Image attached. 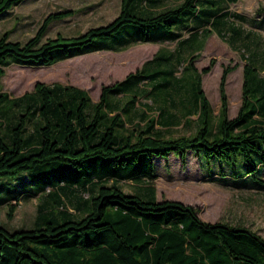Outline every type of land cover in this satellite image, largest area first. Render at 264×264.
Masks as SVG:
<instances>
[{
    "label": "trees",
    "instance_id": "trees-1",
    "mask_svg": "<svg viewBox=\"0 0 264 264\" xmlns=\"http://www.w3.org/2000/svg\"><path fill=\"white\" fill-rule=\"evenodd\" d=\"M20 1L0 0V13ZM165 1L121 0L113 19L72 36L43 39L50 21L71 14L67 9L49 13L24 41L10 39L6 31L0 35V81L12 63L46 66L137 41L178 38L182 45L201 40L237 0ZM204 9L209 18L201 21ZM184 14L197 23H188L191 31L180 21ZM184 33L186 38L179 40ZM178 56L158 53L123 79L103 85L97 101L71 84L36 81L32 90L11 96L0 82V193L7 189L0 204L8 205L11 218L17 203L12 199L30 195L26 190L31 185L38 194L32 226L11 231L0 225V264H264L261 233L241 223L206 221L191 204L157 198L151 182L158 176L153 155L171 152L182 163L193 153L204 169L207 157L211 180L230 176L235 185L242 180L253 187L264 185L254 160L264 145V78H256L252 63L244 67L242 102L238 113L228 117L225 70L219 83L220 119L212 129V108L201 80V72L210 68L174 78L182 60ZM159 74L168 77L158 80ZM141 82L147 86H141L139 97L156 103V114L153 105L137 97ZM162 86L165 95L159 93ZM161 100L170 108L159 107ZM189 114H197L194 122L203 124L195 133L161 135L168 127L189 125ZM209 155L224 161L212 158L221 162L212 168ZM239 156L243 169L233 163ZM21 175L28 186L9 193L10 187L21 185ZM124 180L143 184L146 197L123 190Z\"/></svg>",
    "mask_w": 264,
    "mask_h": 264
},
{
    "label": "rangeland",
    "instance_id": "rangeland-1",
    "mask_svg": "<svg viewBox=\"0 0 264 264\" xmlns=\"http://www.w3.org/2000/svg\"><path fill=\"white\" fill-rule=\"evenodd\" d=\"M180 1L167 0L166 5H174ZM120 6L121 0H21L0 13V35L8 31L10 39L24 41L36 34L49 13L67 9L71 11V14L50 21L43 39L54 37L57 34L72 36L79 34L90 26L107 23L118 14ZM227 8L229 11L238 12L247 18L243 21L230 18L229 21L232 25H238L239 28L244 30L259 27L260 31L250 29L258 34L256 37H252L254 41L257 36L261 39L258 48L254 46L245 48L239 42H235L234 45L230 44L222 39L217 32H214L206 42L203 38L200 43L188 44L190 50H180L178 53L173 51L175 42L139 43L123 51L97 50L69 57L46 66H22L12 63L5 67V73L1 76V90L8 92L11 96H18L32 90L36 81L47 84L59 82L85 89L91 100L97 101L103 85L112 84L123 79L129 72L139 69L145 61L152 59L158 53L170 51L175 56L180 55L182 57L181 63L178 64L177 62L174 78L181 79L185 74L191 76L189 71L194 69L200 72L204 67L210 68L207 72H201V80L202 89L212 108L213 122L210 123L213 129L218 125L220 119L219 83L223 72L227 70L224 89L228 103V117H233L238 113L242 102L244 67L252 63L250 66L255 67L253 72L257 76L256 78H264V57L250 56L253 51L258 54L264 50V11L260 10L264 8V0H239L229 3ZM186 16V14L182 15L180 21L183 22L186 31H191L193 27L189 26L188 23L191 25H197V23L194 19H189ZM199 18L201 21L209 18L208 11L202 10ZM220 31L226 37H232L229 23L220 26ZM184 35L186 34L184 33ZM196 46H199V48L203 46V48L199 49ZM191 56H193L192 61L188 62ZM169 61L163 60L162 63L166 64ZM166 76V74H159L156 78L161 80ZM141 86L147 85L141 82L137 86L140 91L137 97L143 92ZM159 88V93L165 95L164 87ZM130 96L131 94H127L128 98ZM139 101L140 103L148 102L153 105L152 113L156 114V103H151L144 96L139 97ZM165 103L164 100L158 101L159 107L166 105L167 108H170L171 104ZM181 113L185 114L187 112ZM196 115H188L191 117L189 125L181 123L175 127H168L167 130L162 131L161 135L173 137L179 134L195 133L203 125L194 122ZM6 130L4 122L2 133L4 134ZM5 139L7 140V138ZM262 155L264 156V145H261L260 151L254 156L258 166L257 175L264 178ZM209 158L212 168L221 164L217 159L224 161L217 155H209ZM153 160L158 176L151 182L155 186L158 199H174L191 204L198 209V214L206 221L223 220L230 223L245 224L264 236L263 184H261V187L246 188L235 185L225 186V182L219 179L211 180L212 175L207 173L210 171L206 164L209 160L204 157L203 165L206 168L204 169L201 165L202 162L200 163L193 153H188L184 163L181 162L179 155L173 152L169 153L168 156L153 155ZM233 163L236 169L245 168V162L240 156L235 158ZM26 179L25 175H21L18 179L21 185L16 184L18 188L10 187L9 193L17 194L18 191L26 188L28 186ZM253 179L257 181V178L254 177ZM105 183L109 184L110 181L102 182V184ZM121 184L122 189L126 192H132L141 197L147 195L148 189L145 190L146 187L137 181L124 180ZM32 192H34L33 185H31V189L26 190V193H31L30 195L26 197L22 195L21 198L12 199L17 203L11 218H8L7 215L8 205L0 204V225L11 231L19 227L33 225L38 194ZM6 194L7 189L0 193V195Z\"/></svg>",
    "mask_w": 264,
    "mask_h": 264
},
{
    "label": "crops",
    "instance_id": "crops-1",
    "mask_svg": "<svg viewBox=\"0 0 264 264\" xmlns=\"http://www.w3.org/2000/svg\"><path fill=\"white\" fill-rule=\"evenodd\" d=\"M237 1H239V0H237ZM236 1V2H237ZM167 4V1H165V5ZM229 6V5H228ZM227 10H228V8H227ZM230 18H232V19H235V20H237V21H243V20H246L247 18L243 15V14H239L238 12H231V11H229L228 10V14L226 15V16H224V17H222L220 20H219V22H218V24L215 26V27H212V31L209 33V35L208 36H206L205 37V42H206V40L211 36V34L212 33H214V32H217V34L222 38V39H224L225 41H227L228 43H230V44H236L235 42H239L240 44H242L245 48H250V47H252V46H254V47H256V48H258L260 45H259V43H260V38H259V36H257V39L254 41V39H252V37L253 36H255L256 37V35H258L256 32L254 33L252 30H250V29H254V30H258V31H260V29H259V27H256V29L255 28H250L249 30H244V29H242V28H239V26L237 25V26H235V24H231V21H229V19ZM227 23H229V27H230V30H231V33H232V37L231 36H228V37H226L225 35H223L222 34V31H220V26H222V25H227ZM258 28V29H257ZM254 33V34H253ZM186 36L187 35H182V37H179V40L180 39H184V38H186ZM178 39V38H177ZM177 39H175V40H170V41H164V42H175V46H174V50L173 51H175L176 53H178L180 50L181 51H185V50H190L189 48H188V44H193V43H200L201 42V40H199V39H197V40H195V41H188V42H186V43H184V44H182V45H180V43L178 42V40ZM164 42H158V41H137V42H133V43H130V44H128V45H126L125 47H123V48H121V49H118V50H113V49H103V50H112V51H115V52H117V51H123L124 49H126V48H128V47H130V46H132V45H136V44H139V43H146V44H156V43H164ZM204 46V45H203ZM203 46H202V48H203ZM242 46V47H243ZM196 48H199V46L197 47L196 46ZM202 48H199V49H202ZM195 52V51H194ZM192 53H193V51H192ZM251 55H254L255 57H259V56H261V57H264V50H263V52H260V53H258L257 54V52L256 51H253V52H251L250 53V56ZM178 56V55H177ZM249 56V57H250ZM219 180H221L222 182H225V186H234L235 184L233 183V181H234V178H232V177H230V176H227L226 178H225V180H223V179H220L219 178ZM218 180V181H219ZM215 181V180H214ZM220 182V181H219ZM242 185H235V186H237V187H246V188H255V187H253L252 185H251V183L249 182V181H247V180H242L241 182H240Z\"/></svg>",
    "mask_w": 264,
    "mask_h": 264
}]
</instances>
